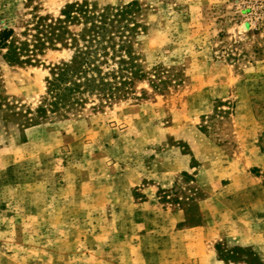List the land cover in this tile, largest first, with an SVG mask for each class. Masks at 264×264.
<instances>
[{
	"label": "rangeland",
	"instance_id": "374dc122",
	"mask_svg": "<svg viewBox=\"0 0 264 264\" xmlns=\"http://www.w3.org/2000/svg\"><path fill=\"white\" fill-rule=\"evenodd\" d=\"M83 1L0 0V26ZM87 1L137 5L146 77L32 122L72 51L0 50V264H264V0Z\"/></svg>",
	"mask_w": 264,
	"mask_h": 264
},
{
	"label": "trees",
	"instance_id": "16d2710c",
	"mask_svg": "<svg viewBox=\"0 0 264 264\" xmlns=\"http://www.w3.org/2000/svg\"><path fill=\"white\" fill-rule=\"evenodd\" d=\"M33 7L20 30L0 26V50H5L6 61L36 64L49 49H68L72 57L50 67L46 93L32 122L68 118L96 101L113 102L145 79L137 46L144 29L135 3L100 6L84 0L67 4L57 17L39 14L38 7Z\"/></svg>",
	"mask_w": 264,
	"mask_h": 264
}]
</instances>
